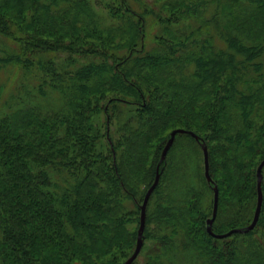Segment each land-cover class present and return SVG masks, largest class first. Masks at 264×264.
<instances>
[{
  "label": "trees",
  "instance_id": "obj_1",
  "mask_svg": "<svg viewBox=\"0 0 264 264\" xmlns=\"http://www.w3.org/2000/svg\"><path fill=\"white\" fill-rule=\"evenodd\" d=\"M1 70L0 264L124 263L158 165L144 264H264V168L256 227L207 233L213 187L215 235L254 215L264 0H0Z\"/></svg>",
  "mask_w": 264,
  "mask_h": 264
},
{
  "label": "water",
  "instance_id": "obj_2",
  "mask_svg": "<svg viewBox=\"0 0 264 264\" xmlns=\"http://www.w3.org/2000/svg\"><path fill=\"white\" fill-rule=\"evenodd\" d=\"M177 134H189L195 140H198L197 136H195L191 132H186V131L180 130V129L173 130L170 133V137H169L165 147L162 150L159 163H161L165 160L166 155H167L170 147L172 146L174 139H175V136ZM201 148H202V153H203L204 177H205L207 183L211 184L212 181H211V178L209 176V164H208L207 148L203 144H202ZM263 168H264V159L259 163V165L256 169L257 198H256V206H255V210H254L253 219H252L251 223L243 229H234V230H231L228 233L223 234V235H215L212 232L211 225H212V223L215 219V216H216L217 203H218V191H217L216 187H213L212 217H211V219H209L207 221V233H208V235H210L211 237H213L215 239H223V238L229 237L233 234H246V233L252 231L256 227V224L259 220V216L261 213L262 204H263V193H262V182H263L262 170H263ZM158 182H159V165L157 166V169H156L155 180H154L153 184L151 185V187L146 192L145 197H144L143 202H142V205L140 206L139 225H138V230H137V235H136V243H135L134 250H133L132 254L129 256V258L122 264L134 263V261L137 259L138 255L142 249L143 242H144L143 233H144L145 222H146V207H147V203H148V200H149L151 194L153 193V191L155 190V188L158 185Z\"/></svg>",
  "mask_w": 264,
  "mask_h": 264
},
{
  "label": "rangeland",
  "instance_id": "obj_3",
  "mask_svg": "<svg viewBox=\"0 0 264 264\" xmlns=\"http://www.w3.org/2000/svg\"><path fill=\"white\" fill-rule=\"evenodd\" d=\"M7 76H8L7 70H6V71H4V70H1V71H0V80H1V82H2L3 84L6 83V82H5V79H6ZM8 87H9V86H8ZM143 245H144V242H143ZM146 246H147V247H146L143 251H142V249H141V251H140V253H139L137 259L134 261V264H144V263H145L146 256H147V251H149L148 247L150 248V244L147 243ZM142 248H143V246H142Z\"/></svg>",
  "mask_w": 264,
  "mask_h": 264
}]
</instances>
